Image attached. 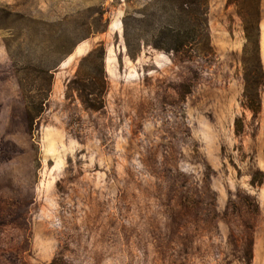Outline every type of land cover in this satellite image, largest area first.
I'll return each mask as SVG.
<instances>
[{
    "label": "rangeland",
    "instance_id": "1",
    "mask_svg": "<svg viewBox=\"0 0 264 264\" xmlns=\"http://www.w3.org/2000/svg\"><path fill=\"white\" fill-rule=\"evenodd\" d=\"M94 7L107 10L108 30L66 58L31 131L5 42L20 24L10 12L66 19L71 44L88 34ZM126 9V0H0V264H249L251 250V264H264V79L254 114L236 5L209 0L214 55L185 64L154 48L132 59ZM101 42L110 87L93 112L65 92ZM260 55L264 71V0Z\"/></svg>",
    "mask_w": 264,
    "mask_h": 264
},
{
    "label": "trees",
    "instance_id": "2",
    "mask_svg": "<svg viewBox=\"0 0 264 264\" xmlns=\"http://www.w3.org/2000/svg\"><path fill=\"white\" fill-rule=\"evenodd\" d=\"M136 1L126 0L123 17L127 53L132 59L136 60L144 48L163 51L179 64L214 55L208 22L209 0H148L141 7L136 6ZM232 4L242 18L246 37L244 100L246 107L259 114L264 79L260 55L261 0H228V5ZM10 13L20 24L8 28L11 32L5 36V42L33 131L48 106L56 72L81 40L107 31L110 18L105 8L94 7L91 10L94 21L88 34L69 44L72 31L66 19L44 22L31 20L19 12ZM106 56V45L101 42L80 59L75 75L67 82L66 99H78L87 111L98 112L106 107L110 87ZM8 92L13 94L11 90ZM251 260L252 250L249 264Z\"/></svg>",
    "mask_w": 264,
    "mask_h": 264
}]
</instances>
